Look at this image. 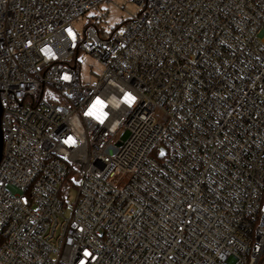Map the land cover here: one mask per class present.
Masks as SVG:
<instances>
[{
  "label": "built area",
  "instance_id": "2783aa9c",
  "mask_svg": "<svg viewBox=\"0 0 264 264\" xmlns=\"http://www.w3.org/2000/svg\"><path fill=\"white\" fill-rule=\"evenodd\" d=\"M130 1L0 0V264H264V0Z\"/></svg>",
  "mask_w": 264,
  "mask_h": 264
},
{
  "label": "rangeland",
  "instance_id": "374dc122",
  "mask_svg": "<svg viewBox=\"0 0 264 264\" xmlns=\"http://www.w3.org/2000/svg\"><path fill=\"white\" fill-rule=\"evenodd\" d=\"M139 8L134 5L130 0H111V4L102 5L100 11L106 14V18L99 24L103 31L108 32L115 27L119 26L122 21L130 19V16L137 13ZM96 14V13H95ZM86 22V18L80 19L78 23V30H81ZM85 60L83 66L86 77L89 76L88 66H92L93 71L96 70L97 65L86 55L81 56ZM77 197V190L71 188L66 195L67 205H73Z\"/></svg>",
  "mask_w": 264,
  "mask_h": 264
},
{
  "label": "snow or ice",
  "instance_id": "6c2138e0",
  "mask_svg": "<svg viewBox=\"0 0 264 264\" xmlns=\"http://www.w3.org/2000/svg\"><path fill=\"white\" fill-rule=\"evenodd\" d=\"M65 79H68L67 76L64 77ZM123 100L124 102L129 106L131 107L132 104L135 102L136 100V97L133 96L131 93H124V96H123ZM99 105L101 108H103L105 105L103 104V101H101L99 98L96 99L95 103L93 104L92 106V109H90L86 115H95L96 116V119L100 120L101 122H103V118L107 115V113H95L93 110L96 108V106ZM65 143H70V144H75V140L72 139V137H68L67 140H65ZM84 255L86 256H91V253L88 252L87 250L84 251ZM81 264H83V262H81Z\"/></svg>",
  "mask_w": 264,
  "mask_h": 264
},
{
  "label": "water",
  "instance_id": "95a60500",
  "mask_svg": "<svg viewBox=\"0 0 264 264\" xmlns=\"http://www.w3.org/2000/svg\"><path fill=\"white\" fill-rule=\"evenodd\" d=\"M0 115H1V107H0ZM1 150H2V136H1V130H0V157H1Z\"/></svg>",
  "mask_w": 264,
  "mask_h": 264
}]
</instances>
